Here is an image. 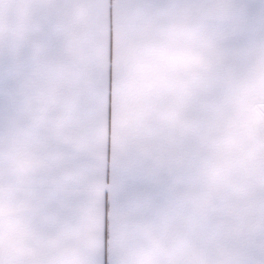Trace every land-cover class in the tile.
Instances as JSON below:
<instances>
[{
    "label": "snow or ice",
    "instance_id": "obj_1",
    "mask_svg": "<svg viewBox=\"0 0 264 264\" xmlns=\"http://www.w3.org/2000/svg\"><path fill=\"white\" fill-rule=\"evenodd\" d=\"M0 264H264V0H0Z\"/></svg>",
    "mask_w": 264,
    "mask_h": 264
}]
</instances>
